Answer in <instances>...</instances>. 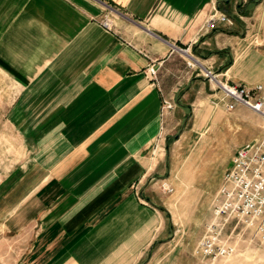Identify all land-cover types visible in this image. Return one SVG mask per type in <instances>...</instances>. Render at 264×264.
<instances>
[{
  "label": "crops",
  "instance_id": "crops-1",
  "mask_svg": "<svg viewBox=\"0 0 264 264\" xmlns=\"http://www.w3.org/2000/svg\"><path fill=\"white\" fill-rule=\"evenodd\" d=\"M215 7L234 23L208 29ZM181 48L264 95V0H0L3 264L207 262L151 181L166 141L199 156L231 120Z\"/></svg>",
  "mask_w": 264,
  "mask_h": 264
},
{
  "label": "rangeland",
  "instance_id": "rangeland-1",
  "mask_svg": "<svg viewBox=\"0 0 264 264\" xmlns=\"http://www.w3.org/2000/svg\"><path fill=\"white\" fill-rule=\"evenodd\" d=\"M237 107L243 110L238 111ZM222 111L224 118L231 120L227 125L223 119L217 133L213 134L210 130L206 133L210 138L203 139L207 146L201 155L189 154L190 143L194 141L186 138L176 145L170 139L166 141L169 147L163 156L166 171L161 175L152 173L151 177L157 187V201L164 210L166 226L172 227L173 234L181 237L193 250L215 216L218 191L237 149L235 144L257 128L262 132L264 130L262 115L244 104L239 103L232 110L226 107ZM201 126L205 132L211 125L203 123ZM224 230L225 236L237 244L238 251L215 262L204 258L207 261L205 264H264V248L249 229L235 219ZM7 258L9 254L0 245V264Z\"/></svg>",
  "mask_w": 264,
  "mask_h": 264
},
{
  "label": "built area",
  "instance_id": "built-area-1",
  "mask_svg": "<svg viewBox=\"0 0 264 264\" xmlns=\"http://www.w3.org/2000/svg\"><path fill=\"white\" fill-rule=\"evenodd\" d=\"M214 9L207 19L208 29H214L219 22L234 23V18L227 12L217 7ZM181 51L187 55L190 67L197 69V73L204 75L224 91L227 109L232 110L241 103L264 118L261 83L248 86L224 82L217 71L206 66L194 53L186 48H181ZM147 73L153 77L156 74L155 67L150 65ZM172 105L170 102L166 103L167 107ZM214 215L195 246L194 252L197 255L215 262L235 254L238 246L224 232L225 226L235 219L249 229L264 248V130L260 136L237 147L219 188Z\"/></svg>",
  "mask_w": 264,
  "mask_h": 264
}]
</instances>
